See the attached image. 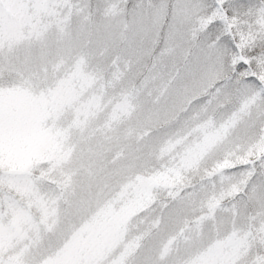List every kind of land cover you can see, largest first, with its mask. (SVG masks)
Segmentation results:
<instances>
[{
    "label": "snow or ice",
    "instance_id": "1",
    "mask_svg": "<svg viewBox=\"0 0 264 264\" xmlns=\"http://www.w3.org/2000/svg\"><path fill=\"white\" fill-rule=\"evenodd\" d=\"M0 264H264V0H0Z\"/></svg>",
    "mask_w": 264,
    "mask_h": 264
}]
</instances>
